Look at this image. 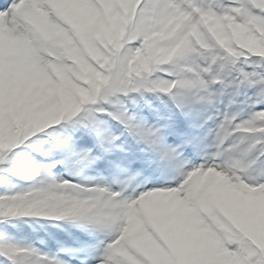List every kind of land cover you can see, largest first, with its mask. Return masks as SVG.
<instances>
[{"label":"snow or ice","instance_id":"snow-or-ice-1","mask_svg":"<svg viewBox=\"0 0 264 264\" xmlns=\"http://www.w3.org/2000/svg\"><path fill=\"white\" fill-rule=\"evenodd\" d=\"M0 264H264V0H0Z\"/></svg>","mask_w":264,"mask_h":264}]
</instances>
